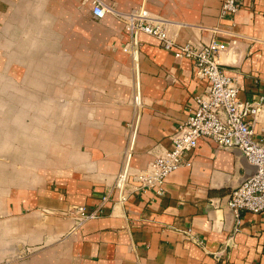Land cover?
<instances>
[{
    "label": "crops",
    "instance_id": "crops-1",
    "mask_svg": "<svg viewBox=\"0 0 264 264\" xmlns=\"http://www.w3.org/2000/svg\"><path fill=\"white\" fill-rule=\"evenodd\" d=\"M103 2L115 12L96 18L93 0H0V264H264V212L228 207L254 170L239 150L202 138L164 194L139 188L133 174L172 147L208 82L150 34L130 49L125 18L143 12L180 43L227 42L220 61L252 100L264 0H241L233 28L222 0ZM250 121L263 136L264 104ZM79 205L99 215L79 224Z\"/></svg>",
    "mask_w": 264,
    "mask_h": 264
},
{
    "label": "built area",
    "instance_id": "built-area-1",
    "mask_svg": "<svg viewBox=\"0 0 264 264\" xmlns=\"http://www.w3.org/2000/svg\"><path fill=\"white\" fill-rule=\"evenodd\" d=\"M241 8V0H222L220 16L233 28L235 17ZM109 12H115L103 0H93V15L102 18ZM126 29L132 39L130 49H134L140 33L156 37L163 48L171 51L176 58H188L193 64V74L197 79L205 80L208 85L203 93L193 98L190 114L181 122L172 134V147L166 149L145 168L133 174L141 189H154L157 194L165 192L166 178L183 166H191L189 155L198 146L199 140L207 138L222 148L241 149L251 164L257 166L256 172L235 188L228 200L229 207L240 219L243 211L264 212V135L258 136L250 117H256L264 104V95L252 100L239 96L240 87L237 78L230 74L220 61L221 55L229 44L213 38L203 44L180 43L173 38L164 24L143 12H134L125 16ZM216 31H222L219 27ZM229 35L237 38V33L229 29ZM130 173L127 169L120 174L118 185L124 190V183ZM107 197H104V200ZM126 199V194L121 201ZM79 224L97 217V210L88 211L83 205L74 206ZM189 238L198 244L203 240L192 228L186 230ZM218 255H223V250Z\"/></svg>",
    "mask_w": 264,
    "mask_h": 264
},
{
    "label": "water",
    "instance_id": "water-1",
    "mask_svg": "<svg viewBox=\"0 0 264 264\" xmlns=\"http://www.w3.org/2000/svg\"><path fill=\"white\" fill-rule=\"evenodd\" d=\"M226 149H235V150H239V151L243 154V156L245 157V159L247 160V162H248L251 166H253V168H254L252 174H250L249 176H247L246 178H244V179L240 182V184H241L244 180H246L248 177L252 176V175L256 172L257 166L254 165V164H251V163L248 161L246 155L244 154V152H243L241 149H239V148H235V147H230V148H226ZM240 184H239V185H240ZM239 185H238V186H239ZM238 186H237V187H238ZM237 187H236V188H237ZM228 207H229V205H228ZM229 208H230V207H229ZM230 210L234 213V211H233L231 208H230ZM234 214H235V213H234Z\"/></svg>",
    "mask_w": 264,
    "mask_h": 264
}]
</instances>
